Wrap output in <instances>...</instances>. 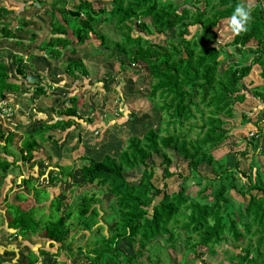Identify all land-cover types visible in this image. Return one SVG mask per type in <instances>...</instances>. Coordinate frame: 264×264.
I'll return each instance as SVG.
<instances>
[{
    "label": "trees",
    "instance_id": "obj_1",
    "mask_svg": "<svg viewBox=\"0 0 264 264\" xmlns=\"http://www.w3.org/2000/svg\"><path fill=\"white\" fill-rule=\"evenodd\" d=\"M263 1L109 0L108 7H95L89 0H79L71 8H67L66 0H38L40 8L50 6V36L35 46L39 52L53 58L59 56L63 48L74 52L81 49L79 46H87L98 40L99 44L109 48L95 25L99 21L113 23L120 33V39L112 47L117 50L115 56L123 55L119 60V70L128 68L126 61L139 67L136 74L144 73L151 81L149 98L160 99L156 109L166 117L162 126V132L165 133L162 136L149 127L141 135L129 136L116 156L104 154L100 159H95L82 152L76 157L84 161L81 166L56 164V171L53 174L49 172V181L57 184L66 178L70 179L73 170L77 168L81 177L79 186L94 184L104 187L105 192L113 197L110 208L116 217L110 222L108 235L91 241V248H78L86 264H141L140 258L144 256L147 247L161 237H165L170 243V249L174 250L176 243L182 242L187 250L200 257L204 251L202 247L215 253L213 246L224 241L225 235L237 243L254 233L258 235L255 243L249 238L240 246H234L238 251L227 258V264H264V172L253 162L249 164L247 172L237 170L239 158L234 153L233 165L227 164L224 156H213V151L229 136L230 126H227L236 115L234 106L249 103L258 108L264 104ZM241 2L251 9L252 19L246 32L239 35L231 32L232 37L226 45H232L234 51L228 52L212 45L213 40L209 35L213 34L214 27L226 20L229 28L228 18L232 9ZM197 3L202 6H197ZM7 11L0 6V34L16 39L15 43L18 44L20 40L15 33L18 29L31 41L35 33L39 32L34 27L36 22L21 17L12 29L9 21L4 20ZM191 27L194 28L193 32ZM149 36L160 39L157 42ZM237 56L238 60L231 61L220 69L225 58ZM28 57L31 59L34 54L31 53ZM140 63L142 66H139ZM254 66H258V76L262 81L255 86L253 79L246 80ZM78 69L81 72L79 76L75 72ZM14 72L16 75L12 79L5 63L0 60V100L8 103L7 106L18 102L15 99L17 95L10 93L18 92L22 85L31 89L35 97L47 94L52 79L47 74L26 75L23 60L18 56ZM66 72L71 77L72 84L74 82L76 86L82 85L83 79L87 84L88 72L81 59L69 60ZM246 81L249 85L253 83L251 89L246 88ZM10 98L14 101H10ZM118 99L123 101L122 97ZM56 103L50 106L52 116L49 114L41 117L30 113L37 124L28 133L22 134L23 138H19L18 132L22 126L29 127L27 122L23 123L26 120L22 124L11 123L13 127L5 130L0 125V151L4 155L15 151L17 155L11 161L0 158V175L11 164H16L18 159L35 161V153L44 141H50L57 146L58 139L63 134L67 135V132L76 128L79 129L73 140L76 144L81 143V130L85 124L93 123L94 118L84 116L78 111L83 103L70 90L63 99L58 100L57 108ZM124 110L118 108V113H125L127 117L134 116L133 112L126 111L127 107ZM197 112L199 132L192 138L189 136L190 121H195ZM20 114L21 119L26 113ZM240 116L243 122L247 119L246 112H241ZM116 120H105V124L99 122L100 133L110 131V126L115 122L120 128L129 121L126 118ZM259 123H256L257 131L241 139L245 146L239 152L240 155L247 156L248 151L255 154L264 152V132ZM16 138L19 139L16 142L18 145H12ZM92 143L86 142L90 146H93ZM170 150H175L179 158L185 161L186 174L176 167L171 168ZM153 155L161 157L158 164L161 168V184L157 186L152 183L156 166ZM202 163L210 166L211 176L199 174L194 198L188 197L185 184ZM138 169L140 174L136 181L125 176L126 171L133 172ZM234 174H238L239 186L234 181ZM174 176L180 179L179 186L176 190L168 191L166 179ZM200 180L205 183L202 184ZM1 186L0 183V195L5 200L6 192L3 193ZM22 187L27 192H13L11 202L6 203L5 208H0V237L7 235L9 238L15 236L20 241L25 240V234L34 235L41 225L40 235L48 241L49 247L57 245V249L49 252L44 247H39L34 251L26 244L28 249L22 254L21 261L9 262L4 257L0 258V264H38L40 257L45 254L57 257L65 250L62 243L71 232L73 218L88 231L99 221L96 218L99 208L95 205L99 200L94 193L88 196L86 192H82L75 212L65 210L61 214L62 202L56 197L49 206L56 211V221L43 223L41 217L34 218L29 205L22 207L19 203L27 198L30 190L33 193L32 198L38 199L39 196L35 194L40 189L33 185ZM42 192L43 195L49 193L46 190ZM246 196L248 197L245 198ZM234 197L237 200L232 204ZM251 228H254L253 232ZM119 244H130V253L124 255L118 248ZM53 264L67 262L54 260Z\"/></svg>",
    "mask_w": 264,
    "mask_h": 264
},
{
    "label": "rangeland",
    "instance_id": "obj_2",
    "mask_svg": "<svg viewBox=\"0 0 264 264\" xmlns=\"http://www.w3.org/2000/svg\"><path fill=\"white\" fill-rule=\"evenodd\" d=\"M3 1H5L6 4L14 2L13 0H0V2ZM91 1L95 7H108L109 3V0ZM20 2L21 0H16V3ZM197 6L202 5L201 3H197ZM35 8H37V6L34 4V9ZM34 9H30L31 11L22 10L21 14L22 16L35 15L37 18L41 19L40 23L42 22L43 28L40 26L38 21H35L38 25H35L34 27L39 31L42 29L46 31L42 32L41 34L36 32L33 36V39L29 41L28 36L17 29L15 33L16 37L20 40L18 44L15 43L16 39H10L0 34V60L5 63L12 79H14L16 75L14 72V67L16 66V58L18 56L23 60L26 75L36 76V73L37 75L47 74L52 78L51 84L48 87L47 94L44 96L35 97L32 90L26 88L24 85L20 87L18 92L10 93L17 95L15 99H18V103H14L12 106L18 104V109L21 110V114L24 112L26 114L23 115V118L21 117V119L19 114L15 113H13L8 119L6 115H2L3 117L0 116L1 129L5 130L6 128L13 127L11 125H16L17 122L22 124L23 120H26L23 123L27 122L26 124H28L29 127H21L19 133L20 138L22 134L28 133L30 128L37 124L34 122V119L31 117L30 113L32 112L33 115L37 114L41 117H46L49 114L52 116V112H50V106L54 105V102L58 103V100L60 101L63 99L67 95L68 90L73 93L75 92L79 102L83 103V107H80V109L78 108V111L84 116L88 115V117H93L94 122L85 124L81 130V134L79 132L80 137L82 135L83 140H85V144L81 142L84 145L80 146L79 143L76 144V142L73 140L76 137V131L79 128L69 131L67 132V135L59 138L57 146H55V144L51 143L50 141H44V143L41 144L42 146L40 149L35 153V161H30L27 163L24 160L18 159L16 164L15 162L14 164H11L7 168V171L0 175V183L5 185V190L13 188V192L14 190H22L23 194L25 189L22 187L23 185L26 187L27 185L28 187L33 185L34 188H39L40 191L35 194L36 196H39L38 199L35 200L32 198L33 193L29 189L30 191L28 192L27 197L34 199L33 202L27 200L26 202L19 203L22 207H27L29 205L28 208L33 210L34 218L36 217L38 219L41 217V221L43 223L47 221H56V211L50 209L49 207L51 201H53L56 197H58L62 202V210L60 212L62 214V212L65 210L70 212H75L77 210V206L80 201L79 196L82 194V192H86L88 196L94 193L96 199L99 200L97 203H95V205L99 208L98 215L96 217L99 221L90 231H88L85 230L79 222H77L76 218H73L71 220L73 226L71 228V232L67 235L66 239L62 243L65 250H62L57 258L55 255L48 254V256H45L44 259L40 261V264H53L54 260H63L67 262V264H86L83 259V254L78 250V248H91L93 246L91 241L108 235L107 230L110 222L114 217H116L114 215L115 213H113L110 208L113 204V197L109 193L105 192L104 187H99L94 184H88L82 187L79 186L78 184L81 182V177L77 168L73 170L70 179L66 178L57 184L49 181V172L53 174V172L56 171V164H63V166L73 164L75 167L81 166L84 161L76 159V157L82 152L83 154L91 156L95 159H100L104 154L116 156L120 149L125 145V141L129 136L134 134L141 135L149 127L157 130L162 136L165 133L164 131L162 132V126H164L163 121L166 119V117H164L163 114L156 109V106L161 102L160 99L155 98L152 100L149 98V84L151 81L145 77L144 73L136 74V70H140L139 67H136V65H133L130 62L127 63L126 61V66L128 68L125 70H119V60L123 58V55L120 57L117 55L115 56L117 50L112 47V44L120 39V33L113 23L99 21L95 25L97 32L104 37L105 43L110 49L108 47H104L102 44H99L98 40L94 41L92 44L89 43L87 46L81 45L79 46L81 49L74 52H71L67 48H63L59 56L50 58L43 52H39L35 47L42 40L45 41L50 36L49 13H45L47 10H49V8L46 7V11H36L37 9ZM226 23V20L221 21L219 25L214 27L213 34L211 33L208 35L213 40L212 45L217 46L222 50L233 52V46L226 45V42L232 37V33L227 27ZM15 24L16 21L10 23L9 27L14 29L16 26ZM191 31H194L193 27H191ZM202 36L204 37L205 35ZM149 37H151L153 40H156L157 42L160 39L159 37ZM31 53L34 54V57L30 59L28 56ZM72 58H79L82 60L85 70L88 72L87 84H85L84 79L82 85L78 84V86H76L74 82L73 84L70 82L71 77L67 75L66 66L68 61ZM236 60H238V56L237 58H225V61L221 65L220 69L227 66L231 61L234 62ZM139 66H142V63H140ZM75 72L78 74V76L79 73H81L79 69ZM258 72V66H254L251 70V74L246 79H253V83L255 82L254 86L260 85L262 82L261 78L258 76ZM245 83L247 89L252 88L253 83L251 85L247 84V81ZM52 85L54 87H51ZM24 92L28 94V96H26ZM79 92L81 93V96H79ZM120 97L123 99L121 102L120 99H118ZM9 100L14 101L13 98H10ZM57 103L55 108L58 106ZM126 107V111L129 110L130 112H133L134 116L127 117V114L125 113H118V108L125 111L124 109ZM263 107L264 104H261V106H258V108H254V106L249 103H245L243 105L236 104L234 106L236 115L233 117L231 123L227 126H230L228 131L229 136L227 140L223 141L222 144H220L213 151L214 158L224 156L226 158L227 164L233 165L235 155L239 158V169L237 170H244L247 172L249 170V164L253 162L258 164L261 171L264 172V152L255 154L252 151H248L249 155L247 156L239 154V152H241L245 146L243 140L241 139H244V136H251L253 132L258 130V126L256 124L257 122H260L259 126L264 132ZM259 109L262 110L259 111ZM2 111H5L6 114L10 113L9 109L5 107L4 103H1L0 105V114ZM241 112H246L247 114V119L244 122L243 118L240 116ZM124 117L129 121H126L124 125L120 126V128L117 126V124H115V122L110 126V131L100 133V130H98L100 126L99 124H101L99 122H103V124H105L109 121L112 122L114 119L118 120L121 118V120H124ZM194 120L195 121H190L191 127L189 136L192 138H195L199 132L198 125L200 121L198 112L196 113V119ZM17 136L18 135H16V137ZM21 138H23V136ZM92 138H94L93 141ZM18 140L19 139L16 138L14 140L15 143H12V145H18L16 143L19 142ZM1 142L2 141H0V144ZM86 142H93V146L86 144ZM169 153L172 157L171 168L174 169L176 167L182 173L186 174L187 169L185 166V161L179 158V154L175 150H170ZM15 154L16 153L14 151V153L4 155L0 151V158H6L7 160L11 161L15 158V156H17ZM152 158L156 164L152 183L157 186L161 184V168L158 166L161 157L158 155H153ZM210 171V166L202 163L198 166L197 171L192 172L185 184L188 197L194 198L196 190L198 189V183H196V180L199 179L198 175L202 173L206 176H211ZM139 174V169L133 172H125V176L128 179H132L133 181H136V178L139 176ZM237 175L238 174H234V181H236L238 183L237 186H239L240 179L237 178ZM166 181L167 190L171 191L178 188L180 179L174 176L166 179ZM200 181H202V184L205 183L204 180ZM42 190L48 191V195H43L44 192H42ZM257 194L262 195V193ZM7 195L8 197L11 196V190L7 191ZM247 197L248 196L245 198ZM208 200H210V198H208ZM236 200V197H234L231 200L232 204H235ZM7 202L8 200H0V207L4 206ZM39 228L40 229L34 235L25 234V240L21 241L15 236L11 238L7 237V235H4V238L0 237V258L6 257L9 261H21L22 254H25L28 249L26 244L30 245V240L32 242V246H45L46 244H44V241L46 240H43L44 237L40 235L41 225ZM251 231L253 232L254 228H251ZM257 236L258 235L254 233L251 237L246 236L243 240L234 243L228 235H225L226 239L224 241H221L220 243L213 246L215 253H211L206 250V248L202 247L201 249L204 251L200 257H198L196 253L187 250L182 245V242H177V246L174 250L170 249V243L165 240V237H161L147 247V250L144 252V256L140 258L141 264H227V258H229L233 252L238 251V248L234 246H240V244L245 243L249 238H251V241L255 243ZM118 248L124 253V255H128L132 246L130 244H119ZM197 251H199V248Z\"/></svg>",
    "mask_w": 264,
    "mask_h": 264
},
{
    "label": "crops",
    "instance_id": "obj_3",
    "mask_svg": "<svg viewBox=\"0 0 264 264\" xmlns=\"http://www.w3.org/2000/svg\"><path fill=\"white\" fill-rule=\"evenodd\" d=\"M7 1V0H6ZM14 2H10V3H7L6 4V2L5 1H3V2H0V6H3V7H5L8 11L5 13V15H4V20H6V21H9V26H10V23H13L14 21H17V19L18 18H25V19H32V20H34V21H38V23L40 24V26H42V28H43V24H42V22L40 23V20L41 19H39V18H37L35 15H32V16H22V14H21V12H22V10H25V11H29L30 9L32 10V9H34V0H21V2L20 3H16V0H13ZM32 1H33V5H32ZM79 0H66V3H67V8H71V6L73 5V4H76L77 2H78ZM89 1H91V0H89ZM31 2V3H30ZM92 2V1H91ZM49 8V6H44V7H39V6H37V8H35V9H37L36 11H46L45 10V8ZM34 9V10H35ZM10 10V11H9ZM30 10V11H31ZM49 11H50V8H49V10H47V12H45V13H49ZM36 25H38L37 23H36ZM42 32H45L46 30H41ZM41 31H39L38 33L39 34H41L42 32ZM53 86V85H52ZM25 93V92H24ZM26 94V93H25ZM26 96H28V94H26ZM28 98V97H27ZM35 100V99H34ZM28 112H29V110H28ZM22 114H25V112L24 113H22ZM21 115V114H20ZM11 128V127H10ZM57 132H58V130H57ZM20 132H18V134H19ZM63 136H64V134H63ZM63 136H61V137H63ZM56 137L57 138H59V136H57L56 135ZM60 137V138H61ZM84 141L85 140H83V138H82V135H81V142H83L84 143ZM79 145H83V144H79ZM42 149V148H41ZM39 150V149H38ZM44 155H48V154H44ZM35 160V159H34ZM27 163H29V161H26ZM61 165H63V164H61ZM12 183V182H11ZM6 189V187H5V185H2L1 186V190H3V193H5L6 192V199L5 200H8V202L7 203H9V202H11V200H12V195H13V188H9L8 190H5ZM19 189V188H18ZM9 190H11V198L10 197H8V195H7V191H9ZM16 190H14V192H15ZM19 191H21L22 192V190H19ZM24 192H27V190H25L24 189ZM27 195V194H26ZM28 198H30V199H28ZM0 200H2V196L0 195ZM5 200H3V201H5ZM27 200H30V201H32L33 202V199L31 198V197H27L25 200H23V201H19V202H26ZM0 208H5V205L4 206H2V207H0ZM44 240V239H43ZM47 241V240H46ZM46 241H44V244H46V246H36V245H34V246H32L31 244L29 245V247H30V249L32 248L34 251H36V249L37 248H39V247H44L45 249H47L49 252H54L56 249H57V245L54 247V246H52V247H49L48 246V241H47V243H46ZM1 242V241H0ZM47 247V248H46ZM38 252V251H37ZM36 252V253H37ZM45 256H48V254H45V255H43V256H41L40 257V261H42L43 259H44V257ZM6 258V257H5ZM57 258V257H56ZM7 260H8V258H6ZM9 261V260H8ZM10 262V261H9ZM39 264H40V262H39Z\"/></svg>",
    "mask_w": 264,
    "mask_h": 264
},
{
    "label": "clouds",
    "instance_id": "obj_4",
    "mask_svg": "<svg viewBox=\"0 0 264 264\" xmlns=\"http://www.w3.org/2000/svg\"><path fill=\"white\" fill-rule=\"evenodd\" d=\"M251 19H252L251 9L243 2L237 3L232 9V12L228 18V25L231 32L236 35H239L242 32H246L248 30L249 22ZM1 103L5 104L6 102L0 100V105ZM5 107L9 109L10 113L6 114L5 111H2L0 116L6 115L7 119L10 118V116L13 113L15 114L21 113V110L18 109V104L15 106H7V104H5Z\"/></svg>",
    "mask_w": 264,
    "mask_h": 264
},
{
    "label": "built area",
    "instance_id": "obj_5",
    "mask_svg": "<svg viewBox=\"0 0 264 264\" xmlns=\"http://www.w3.org/2000/svg\"><path fill=\"white\" fill-rule=\"evenodd\" d=\"M34 4H35L36 6H38V5H39V4H38V0L34 1Z\"/></svg>",
    "mask_w": 264,
    "mask_h": 264
},
{
    "label": "water",
    "instance_id": "obj_6",
    "mask_svg": "<svg viewBox=\"0 0 264 264\" xmlns=\"http://www.w3.org/2000/svg\"><path fill=\"white\" fill-rule=\"evenodd\" d=\"M50 0H48V2H49Z\"/></svg>",
    "mask_w": 264,
    "mask_h": 264
}]
</instances>
